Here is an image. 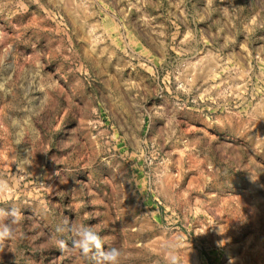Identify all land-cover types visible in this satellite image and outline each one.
<instances>
[{
  "label": "rangeland",
  "instance_id": "374dc122",
  "mask_svg": "<svg viewBox=\"0 0 264 264\" xmlns=\"http://www.w3.org/2000/svg\"><path fill=\"white\" fill-rule=\"evenodd\" d=\"M0 179V264H264V0H0Z\"/></svg>",
  "mask_w": 264,
  "mask_h": 264
},
{
  "label": "clouds",
  "instance_id": "9594fccd",
  "mask_svg": "<svg viewBox=\"0 0 264 264\" xmlns=\"http://www.w3.org/2000/svg\"><path fill=\"white\" fill-rule=\"evenodd\" d=\"M10 191L7 181L0 179V197L4 193ZM10 215L13 220L12 223H17L21 218V213L12 209L10 212H5L4 209H0V217ZM80 239L73 242V247L79 249L83 255L88 256L94 249L100 250L103 245L101 236L92 228H83L78 232ZM13 236V230L9 225L0 223V244L6 239H11ZM61 249L65 247L63 241L59 242ZM103 259L107 264H120L121 251L118 248H111L102 253ZM166 264H180L179 257L175 251H168L166 254Z\"/></svg>",
  "mask_w": 264,
  "mask_h": 264
}]
</instances>
